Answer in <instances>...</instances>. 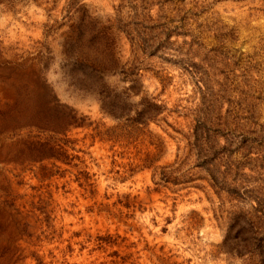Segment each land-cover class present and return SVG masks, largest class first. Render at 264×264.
Returning a JSON list of instances; mask_svg holds the SVG:
<instances>
[{"label": "rangeland", "instance_id": "obj_1", "mask_svg": "<svg viewBox=\"0 0 264 264\" xmlns=\"http://www.w3.org/2000/svg\"><path fill=\"white\" fill-rule=\"evenodd\" d=\"M0 264H264V0H0Z\"/></svg>", "mask_w": 264, "mask_h": 264}]
</instances>
